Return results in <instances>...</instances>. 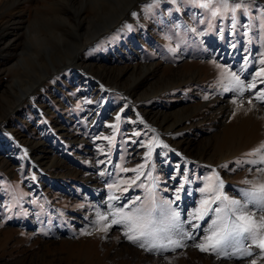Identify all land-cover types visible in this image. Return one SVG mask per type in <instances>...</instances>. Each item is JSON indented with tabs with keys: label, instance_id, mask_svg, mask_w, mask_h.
<instances>
[{
	"label": "rangeland",
	"instance_id": "rangeland-1",
	"mask_svg": "<svg viewBox=\"0 0 264 264\" xmlns=\"http://www.w3.org/2000/svg\"><path fill=\"white\" fill-rule=\"evenodd\" d=\"M129 1L0 0V264H264V0Z\"/></svg>",
	"mask_w": 264,
	"mask_h": 264
},
{
	"label": "bare ground",
	"instance_id": "bare-ground-1",
	"mask_svg": "<svg viewBox=\"0 0 264 264\" xmlns=\"http://www.w3.org/2000/svg\"><path fill=\"white\" fill-rule=\"evenodd\" d=\"M131 1H133V0H130V1H129V5H130ZM129 5L127 6V8L129 7ZM129 9H130V8H129ZM27 92H28V91H27ZM27 92H25L23 95H24V96L27 95V94H26ZM33 93H34V92H33ZM31 94H32V93H31ZM28 96H29V95H28ZM21 98H22V97H21ZM21 98H20V99H21ZM20 99H19L18 102H17L18 104L14 106V109L17 108L19 105L22 104V102H21ZM24 99H25V97H24ZM24 99H23V100H24ZM14 109H13V110H14ZM161 113H162V112H161ZM156 114H158V113H156ZM178 121H179V120H178ZM176 123H178V122H176ZM176 123H175V124H176ZM173 124H174V123H173ZM170 125H172V124H170ZM261 264H262V263H261Z\"/></svg>",
	"mask_w": 264,
	"mask_h": 264
}]
</instances>
